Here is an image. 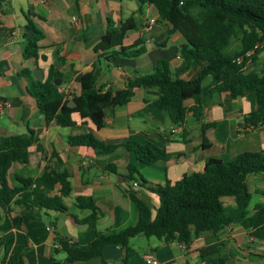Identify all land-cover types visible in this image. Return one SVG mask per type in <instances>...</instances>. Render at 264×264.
<instances>
[{
    "label": "crops",
    "instance_id": "obj_1",
    "mask_svg": "<svg viewBox=\"0 0 264 264\" xmlns=\"http://www.w3.org/2000/svg\"><path fill=\"white\" fill-rule=\"evenodd\" d=\"M140 8L141 13L135 14ZM132 16L136 29L128 33L125 46L141 43L145 53L107 61L96 47L107 31L108 21L120 28ZM0 18V103H8L0 110V138L35 132V143L29 148L30 160L11 168L10 184L18 185L16 175L36 179L49 167L66 170L72 185V193L64 199L68 213L14 207L12 216H20L22 223L2 231L6 214L0 209V239L4 245L12 242L9 255L14 264H150V255L156 264H204L201 251L219 242L224 243L221 256L229 260L228 264H264V240L255 238L252 229L240 224L227 226L217 234L202 233L188 245L138 235L128 242L134 254L127 263V249L112 244L103 248L100 257L68 261L60 241L88 250L97 233L110 235L136 225L138 212L130 197L132 191L148 204L155 217L160 199L149 187L175 183L185 175L203 172L210 159L229 161L245 152L264 150V125L246 124L253 109L246 94L234 99L230 93H222L203 99L200 118L190 111L183 126H174L165 111L152 106L159 97L158 90L141 88L135 89L128 104L105 109L101 129L79 113L72 114V127L48 124L29 92L30 80L22 74L23 70H29L35 80L34 71L41 70L44 81L54 69L63 78L60 91L72 103L82 94V77L95 67L100 69L96 87L103 93L123 90L130 78L152 73L161 61L168 62L173 75L184 81L194 79L201 68L194 66L181 73L185 66L181 58L184 37L159 16L154 6L142 5L139 0H0ZM29 20L44 34L37 60L23 58V48L30 37L26 29ZM257 63L264 64V55ZM247 71H258V66L249 64ZM210 85L211 78H207L203 88ZM185 105L192 108L195 101L188 100ZM204 125L209 126L206 146ZM85 134H93L110 145L139 143L171 157L165 163L146 165L138 161L136 153L124 148L110 155H98L91 147L69 143L71 137ZM130 163L138 166L146 183L130 179ZM247 184L252 195L250 211L254 212L257 204L264 205V174L249 175ZM78 196L91 197L96 202L99 220L95 228L78 222L92 213L77 208ZM222 203L228 207L237 204L233 197L223 198ZM4 255L2 246L0 264Z\"/></svg>",
    "mask_w": 264,
    "mask_h": 264
},
{
    "label": "trees",
    "instance_id": "obj_2",
    "mask_svg": "<svg viewBox=\"0 0 264 264\" xmlns=\"http://www.w3.org/2000/svg\"><path fill=\"white\" fill-rule=\"evenodd\" d=\"M142 5L154 6L159 16L174 26L184 37L181 58L185 66L181 73L194 66L201 71L192 80L184 81L174 76L168 62L161 61L154 71L147 75L130 78L126 87L115 93L99 91L96 87L100 69L95 67L82 77V94L73 98L75 107H68L69 100L60 91L55 81H61L62 75L51 69L46 80H35L29 70L22 74L30 80L29 92L36 99L38 108L48 124L68 128L75 125L73 113L82 118H90L98 129L104 126L105 109L128 104L135 89H157L159 97L152 106L165 111L174 126H183L187 114L191 111L198 118L202 116L201 105L206 96H219L230 93L236 99L244 94L251 101L253 109L246 118L248 125H264V64L258 65L264 55V0H139ZM141 13V8L135 14ZM33 16V15H32ZM3 24L0 18V29ZM30 37L23 48V58L38 59L43 32L28 21L26 26ZM136 29L134 16L116 28L108 21L106 33L102 36L96 51L109 62L121 57L135 58L146 51L143 44L125 46L130 31ZM253 62L258 71H247V65ZM211 78V85L203 88V83ZM194 100L195 105L187 108L185 103ZM202 126L204 146L207 145L206 130ZM35 143V132L25 135H11L0 138V209L5 211V220L1 226L4 231L22 223L20 216H12L14 207L24 211H56L68 213L64 199L72 193L70 174L46 168L36 179L16 175L17 186H11L9 172L16 164H25L30 160L29 148ZM71 145L88 146L98 155H110L120 148L137 154L138 161L146 165L165 163L171 156L159 155L152 148L129 142L122 145H110L98 140L93 134L71 137ZM132 181L142 178L136 164L128 165ZM251 174H264V150L245 152L232 160L210 159L203 172L185 175L181 180L163 186H151L150 191L160 199V207L155 217L148 204L136 192L130 197L136 205L138 221L136 225L119 233L105 235L97 233L96 239L88 250L77 245L60 241L67 253L68 261H88L100 257L103 248L112 244L127 249L125 262L134 251L128 247L131 238L138 235L156 237L166 242L177 240L190 244L195 236L205 232L219 233L232 224H240L252 229V235L264 240V205L257 204L250 211L252 195L247 178ZM233 197L235 207L224 206L222 199ZM80 210L92 213L80 224L95 228L99 220L98 207L91 197L78 196L75 199ZM77 219V218H76ZM5 247L1 264H14L10 258L12 242L0 239V251ZM224 243L219 242L201 251L204 264H228L229 260L221 256ZM105 264V263H104Z\"/></svg>",
    "mask_w": 264,
    "mask_h": 264
},
{
    "label": "built area",
    "instance_id": "obj_3",
    "mask_svg": "<svg viewBox=\"0 0 264 264\" xmlns=\"http://www.w3.org/2000/svg\"><path fill=\"white\" fill-rule=\"evenodd\" d=\"M47 0H44V3H46ZM73 21H77V18H73ZM8 105V103L6 102H1L0 103V110H3L5 108V106ZM134 187H138L137 183H134ZM148 259V263L150 264H156V260H154V257L152 255L147 257Z\"/></svg>",
    "mask_w": 264,
    "mask_h": 264
},
{
    "label": "water",
    "instance_id": "obj_4",
    "mask_svg": "<svg viewBox=\"0 0 264 264\" xmlns=\"http://www.w3.org/2000/svg\"><path fill=\"white\" fill-rule=\"evenodd\" d=\"M34 76L38 80H43L44 79V75H43L42 71L39 70V69H37V70L34 71ZM60 83L61 82L59 80L55 81V84L58 85V86H60ZM68 106L69 107H73V106H75V103L74 102L69 103Z\"/></svg>",
    "mask_w": 264,
    "mask_h": 264
},
{
    "label": "rangeland",
    "instance_id": "obj_5",
    "mask_svg": "<svg viewBox=\"0 0 264 264\" xmlns=\"http://www.w3.org/2000/svg\"><path fill=\"white\" fill-rule=\"evenodd\" d=\"M249 64H253V62H249L247 66H249Z\"/></svg>",
    "mask_w": 264,
    "mask_h": 264
}]
</instances>
